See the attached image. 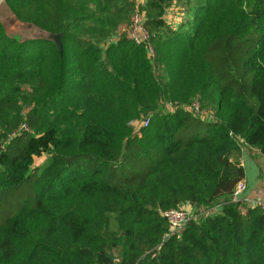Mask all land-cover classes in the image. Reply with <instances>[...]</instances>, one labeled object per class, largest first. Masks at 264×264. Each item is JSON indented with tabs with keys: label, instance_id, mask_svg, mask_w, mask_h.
<instances>
[{
	"label": "trees",
	"instance_id": "1",
	"mask_svg": "<svg viewBox=\"0 0 264 264\" xmlns=\"http://www.w3.org/2000/svg\"><path fill=\"white\" fill-rule=\"evenodd\" d=\"M4 1L62 32L63 51L0 21V140L20 130L0 147V264H264V210L230 199L242 147L264 156V0L239 14L185 0L177 25L172 0H144L154 58L107 40L134 1L111 0L104 18L86 0ZM193 97L212 119L160 106ZM185 205L206 214L170 232L163 210Z\"/></svg>",
	"mask_w": 264,
	"mask_h": 264
},
{
	"label": "rangeland",
	"instance_id": "2",
	"mask_svg": "<svg viewBox=\"0 0 264 264\" xmlns=\"http://www.w3.org/2000/svg\"><path fill=\"white\" fill-rule=\"evenodd\" d=\"M116 3H122L123 0H114ZM129 2L133 1L135 2L136 0H128ZM137 1H144V0H137ZM231 6H233L232 8L234 9V12L236 14H239L238 9H243L245 10V2L243 0H229ZM86 3L89 6L92 7H100L103 10L99 13L97 12V16H99V18H104L109 10L112 8V2L111 0H86ZM229 4V5H230ZM133 8V7H132ZM247 8V7H246ZM132 13V10H131ZM190 17L189 13H187V5L185 4V0H172L171 3L166 7L165 12H164V18L167 19V21L171 24H179L181 19H185L187 17ZM123 21L119 23V25L117 26L115 32L107 38V40H115L117 39L118 36H121L123 33V28L124 26L129 22L131 15L129 16V12H125L123 15ZM111 19V17L109 18ZM0 21L3 23L7 33L12 37V34H18L20 36V40H24V39H30V40H34V39H41L44 38L46 39H50L49 37V33L46 30L41 29L40 27H38L37 25L30 23V22H24L19 20L14 11L11 9V7L4 1V0H0ZM108 24H113V22L111 20L107 21ZM216 23V20H215ZM213 26H210V28L212 29ZM13 38V37H12ZM19 40V41H20ZM53 41V40H52ZM48 46L44 47V54L48 53ZM197 100L196 97H193L190 99V101H194ZM172 101H177V100H172ZM170 102V101H169ZM168 102H163L160 101V106L162 108V110L164 111H172V107L169 106L168 104H166ZM183 103V102H181ZM185 103V102H184ZM187 104V103H186ZM208 115H206V119H208L209 114L212 116L213 118V111L209 108H206ZM145 117H140L137 119H132L131 120V124L133 125L134 128H139V127H143V120ZM64 126V125H63ZM5 140L6 137H4V139L0 140V147H3L5 144ZM50 161V156L49 153L47 151H43L40 154H34L32 157V166L38 165L40 167H44L47 163H49ZM184 207H186L189 211V215L191 217L194 218H198L201 217L203 214H206V207L201 206L199 208L197 207H191L190 205H185Z\"/></svg>",
	"mask_w": 264,
	"mask_h": 264
},
{
	"label": "built area",
	"instance_id": "3",
	"mask_svg": "<svg viewBox=\"0 0 264 264\" xmlns=\"http://www.w3.org/2000/svg\"><path fill=\"white\" fill-rule=\"evenodd\" d=\"M142 2L137 0L134 2V8L132 10L130 20L124 26L122 33L136 44L143 45L146 49L148 57L154 58V49L150 38L151 33L145 25V13L140 8V3ZM177 103H178L177 101H170L166 104H168L172 108L180 106L182 108L188 109L205 119H206V115H208L206 108L201 107L198 100H194L187 104L186 103L177 104ZM208 119H212V116L210 114ZM148 121H149V116L144 118L143 125L144 126L148 125ZM18 129L12 130L6 136V140L9 139V137H11L12 135L18 133L20 131ZM20 129L29 130V127L26 125V123H23L21 124ZM246 187L247 184L245 180L244 179L240 180L237 183L233 193L231 194L230 199L231 200L242 199L248 205L257 206L260 209L264 210V198L250 196L249 194L246 193ZM162 213L169 224L170 232H176L181 230L188 223V220L192 218L189 215L188 209L184 206L167 208L163 210Z\"/></svg>",
	"mask_w": 264,
	"mask_h": 264
},
{
	"label": "crops",
	"instance_id": "4",
	"mask_svg": "<svg viewBox=\"0 0 264 264\" xmlns=\"http://www.w3.org/2000/svg\"><path fill=\"white\" fill-rule=\"evenodd\" d=\"M242 161L245 169L243 179L247 184L246 193L264 198V156L255 150L251 152L247 146H243Z\"/></svg>",
	"mask_w": 264,
	"mask_h": 264
},
{
	"label": "water",
	"instance_id": "5",
	"mask_svg": "<svg viewBox=\"0 0 264 264\" xmlns=\"http://www.w3.org/2000/svg\"><path fill=\"white\" fill-rule=\"evenodd\" d=\"M61 36H62V32L60 31L49 33V37L53 40L54 44L57 46L60 54H62L63 51ZM12 37L18 41L20 40V36L18 34H12ZM192 222H193V218H190L188 220V223L190 224Z\"/></svg>",
	"mask_w": 264,
	"mask_h": 264
}]
</instances>
